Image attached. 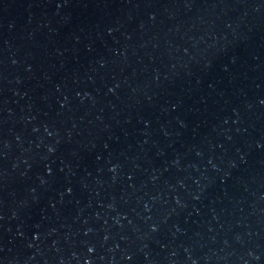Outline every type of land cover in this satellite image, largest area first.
Wrapping results in <instances>:
<instances>
[{
	"label": "water",
	"instance_id": "95a60500",
	"mask_svg": "<svg viewBox=\"0 0 264 264\" xmlns=\"http://www.w3.org/2000/svg\"><path fill=\"white\" fill-rule=\"evenodd\" d=\"M0 264H264V0H0Z\"/></svg>",
	"mask_w": 264,
	"mask_h": 264
}]
</instances>
